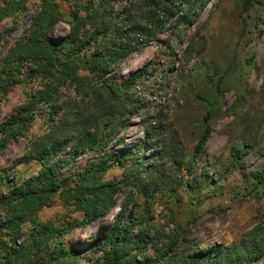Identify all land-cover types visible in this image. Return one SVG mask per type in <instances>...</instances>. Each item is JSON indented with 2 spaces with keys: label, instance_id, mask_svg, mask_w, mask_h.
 I'll list each match as a JSON object with an SVG mask.
<instances>
[{
  "label": "trees",
  "instance_id": "obj_1",
  "mask_svg": "<svg viewBox=\"0 0 264 264\" xmlns=\"http://www.w3.org/2000/svg\"><path fill=\"white\" fill-rule=\"evenodd\" d=\"M68 2L66 13L61 2ZM40 0L24 32L16 37L0 60V96L16 84L32 80L39 86L27 93L26 101L0 123V155L15 138L27 137L40 104H47L53 121L49 130L29 140L18 160L35 161L39 168L21 179L9 176L0 166V264H250L264 262V213L251 227L228 245L201 243L189 236V220L179 221L174 213L162 226L151 213L153 204L163 199L178 206L181 186L195 193L204 188L193 166L183 157L177 130L169 123L151 137L164 135L161 150L143 140L136 146L113 148L111 127L124 115L138 112L132 93L146 65L119 81L117 66L127 56L154 39V16L170 13L176 0ZM183 2V0H178ZM253 0L242 1L247 11ZM27 0H0V27L6 19L18 25L27 9ZM186 20V16L184 18ZM66 21L65 34L54 36L52 27ZM162 23V20L158 19ZM25 67V69H24ZM68 86L78 100L59 102L60 90ZM211 112L203 116V130L194 146L192 161L199 159L212 131ZM122 143L121 140H117ZM69 146L68 157H62ZM110 148L108 152H104ZM151 150L148 158L144 151ZM95 152L94 157L74 170V159ZM233 166L246 154L230 147ZM162 161L174 168L165 169ZM120 177L105 179L113 167ZM264 183V168L251 172ZM122 198L110 225L99 224L97 238L84 247L65 242L67 234L105 217ZM61 201L69 211L67 219H40L38 213ZM138 200H141L138 202ZM140 210L134 212L135 208ZM80 213L81 216H70ZM100 256H94L95 252ZM264 264V263H263Z\"/></svg>",
  "mask_w": 264,
  "mask_h": 264
},
{
  "label": "rangeland",
  "instance_id": "obj_2",
  "mask_svg": "<svg viewBox=\"0 0 264 264\" xmlns=\"http://www.w3.org/2000/svg\"><path fill=\"white\" fill-rule=\"evenodd\" d=\"M242 1H173L170 13L159 11L154 16L151 24L152 31L156 32L154 39L117 66L119 81L144 65L146 71L128 91L133 94L138 112L129 115L127 111L114 121L111 147H133L147 140L146 144L159 151L163 141L167 147L170 143L164 135L151 137L154 131L160 130L161 124L168 127V123L177 130L184 160L193 166L191 175L184 169L182 173L189 178L198 176L204 188L193 194L181 186L177 207L158 199L151 213L159 226L172 213L179 221L188 219L189 236L201 245L214 242L228 245L251 227L257 215L264 213V183H258L251 175L264 168V0H253L245 12ZM39 2L27 0V9L18 17V25L2 38L0 60L14 39L28 27ZM123 2L118 0L115 6ZM61 8L68 13L70 5L63 1ZM11 22V19L4 20L0 30ZM67 30L66 21H59L50 33L59 36ZM38 86L35 80L19 83L0 96V123ZM77 100L70 87L60 90L59 102L67 104ZM50 111L47 104H40L27 137L12 139L2 150L0 166L10 177L21 179L38 170L39 164L35 161L19 163L18 160L30 139L49 130L53 123ZM207 111L211 112L212 131L203 153L194 162L191 155ZM232 146L246 151L237 167L233 166ZM71 150L67 146L62 157H68ZM109 150L106 148L104 152ZM150 153L151 150H145L144 158ZM95 155V152L80 155L73 160L71 169L63 173L77 170ZM161 166L174 168L164 161ZM120 175L121 169L113 166L104 178ZM121 198L119 193L116 204L105 217L74 229L66 235L65 242L84 247L95 240L99 224L113 223ZM140 208L138 205L134 212ZM68 215L69 211L58 199L38 213L43 220H62L69 218ZM93 255L100 256V252ZM263 263L258 260L250 264Z\"/></svg>",
  "mask_w": 264,
  "mask_h": 264
}]
</instances>
